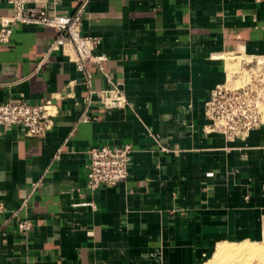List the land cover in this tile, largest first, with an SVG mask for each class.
<instances>
[{"label": "crops", "instance_id": "1", "mask_svg": "<svg viewBox=\"0 0 264 264\" xmlns=\"http://www.w3.org/2000/svg\"><path fill=\"white\" fill-rule=\"evenodd\" d=\"M11 12L0 0V21ZM81 33L101 38L91 86L125 106L85 100L52 27L16 23L0 43V103L58 110L42 137L0 125V264H205L219 243L264 241V123L226 140L204 114L234 64L264 57V0H90ZM102 144L131 145L128 176L90 189Z\"/></svg>", "mask_w": 264, "mask_h": 264}, {"label": "built area", "instance_id": "2", "mask_svg": "<svg viewBox=\"0 0 264 264\" xmlns=\"http://www.w3.org/2000/svg\"><path fill=\"white\" fill-rule=\"evenodd\" d=\"M11 14L1 18L0 43L10 39L13 24H40L52 27L56 38L50 50H62L82 72L86 87L85 100L96 98L105 107H123L127 98L117 87L94 89L91 86L90 62H99L94 50L101 38L81 33L82 18L90 0H79L70 14L56 11L59 0H6ZM262 62L255 66L239 69L223 84L216 85L204 102L207 128L222 134L226 140L244 137L264 123V70ZM237 75V76H236ZM58 110L53 104H36L26 100L0 103V125L21 126L29 136H45L54 126ZM130 144L111 146L102 144L88 149L86 184L90 189L100 185H115L128 176L131 160ZM25 206L26 203L23 202ZM32 222L24 219L18 222L20 232L32 229Z\"/></svg>", "mask_w": 264, "mask_h": 264}, {"label": "bare ground", "instance_id": "3", "mask_svg": "<svg viewBox=\"0 0 264 264\" xmlns=\"http://www.w3.org/2000/svg\"><path fill=\"white\" fill-rule=\"evenodd\" d=\"M232 76L233 74L228 76L229 81L232 80ZM241 243H219L211 262L205 264H250L253 259L257 264H264V243H249L248 241ZM235 244L241 245L235 246Z\"/></svg>", "mask_w": 264, "mask_h": 264}, {"label": "rangeland", "instance_id": "4", "mask_svg": "<svg viewBox=\"0 0 264 264\" xmlns=\"http://www.w3.org/2000/svg\"><path fill=\"white\" fill-rule=\"evenodd\" d=\"M232 57V56H231ZM232 59H234V58H232ZM259 62H262L261 63V65H259L260 67H262V69L264 70V59L263 58H259ZM237 65H238V63H237ZM236 64H234V70H238V69H241L242 67H245V66H240V67H238ZM247 66H255V65H247ZM237 76V75H236ZM241 243V242H240ZM249 243H258V242H249ZM260 243H264V241H261ZM241 244H243V243H241ZM241 244H235V246H238V245H241ZM229 245H234V244H229ZM212 259V258H211ZM208 262H211V260H209ZM256 263V261L253 259V262H252V260H251V262H250V264H255ZM257 264V263H256Z\"/></svg>", "mask_w": 264, "mask_h": 264}]
</instances>
